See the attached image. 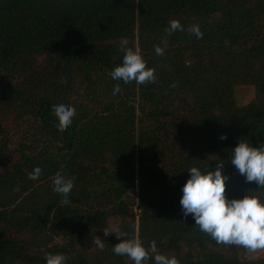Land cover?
<instances>
[{
  "label": "trees",
  "instance_id": "obj_1",
  "mask_svg": "<svg viewBox=\"0 0 264 264\" xmlns=\"http://www.w3.org/2000/svg\"><path fill=\"white\" fill-rule=\"evenodd\" d=\"M171 19L185 30L166 32ZM121 38L155 82L111 79ZM239 85L255 91L243 105ZM63 100L76 114L60 128L52 106ZM239 139L264 142V0H0V264H45L46 253L133 264L102 229L155 241L179 264H264L201 232L179 204L189 167L223 161L226 196L264 200L228 160ZM57 172L74 178L66 201Z\"/></svg>",
  "mask_w": 264,
  "mask_h": 264
},
{
  "label": "clouds",
  "instance_id": "obj_2",
  "mask_svg": "<svg viewBox=\"0 0 264 264\" xmlns=\"http://www.w3.org/2000/svg\"><path fill=\"white\" fill-rule=\"evenodd\" d=\"M184 26L177 19L168 22L166 32L184 31ZM187 31L197 39L203 33L199 25H190ZM127 38H121L118 49L123 52L121 63L115 65L109 72L112 80L122 81L124 84L135 82L142 85L155 82V69L146 66V61L138 49L128 46ZM154 52L157 56L164 54V49L156 45ZM175 87L173 83L171 85ZM121 92L120 84L113 86L112 95ZM58 121V127L65 128L72 124L75 116L74 106L67 100L52 106ZM221 140L226 139L224 134ZM231 164L248 183L255 182L257 187H264V142L253 146L246 140L239 139L231 146ZM224 162L216 164L214 169L209 166L201 170L197 166L187 169L188 178L181 186L179 204L182 215L192 216L198 229L209 235L217 243L242 246L246 249H264V200L254 193H244L240 197L225 195L226 181L229 179L222 169ZM41 173L39 166L33 168L30 179H36ZM74 186V178H69L61 172L53 177V191L62 196L65 201ZM105 236L115 233L119 240L112 245L115 255L127 256L133 264H147L149 252L152 253L153 264H179L175 256H169L158 251L155 241L149 243L148 248L138 238L121 239L118 231L110 232L102 229ZM95 245L103 250L105 244L98 236ZM45 264H66L67 257L62 253H46Z\"/></svg>",
  "mask_w": 264,
  "mask_h": 264
},
{
  "label": "rangeland",
  "instance_id": "obj_3",
  "mask_svg": "<svg viewBox=\"0 0 264 264\" xmlns=\"http://www.w3.org/2000/svg\"><path fill=\"white\" fill-rule=\"evenodd\" d=\"M255 97V91L251 85H239L235 88V99L238 105L248 103ZM19 137V134L16 136ZM14 158L11 156L10 159ZM264 249L248 250L247 257L256 258L262 256Z\"/></svg>",
  "mask_w": 264,
  "mask_h": 264
}]
</instances>
